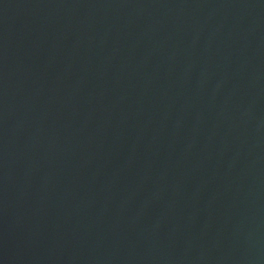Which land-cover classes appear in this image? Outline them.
I'll list each match as a JSON object with an SVG mask.
<instances>
[{"label":"water","instance_id":"obj_1","mask_svg":"<svg viewBox=\"0 0 264 264\" xmlns=\"http://www.w3.org/2000/svg\"><path fill=\"white\" fill-rule=\"evenodd\" d=\"M0 264H264V0H0Z\"/></svg>","mask_w":264,"mask_h":264}]
</instances>
